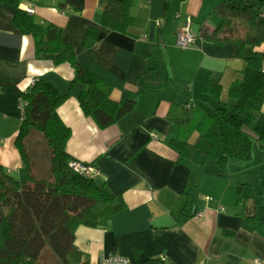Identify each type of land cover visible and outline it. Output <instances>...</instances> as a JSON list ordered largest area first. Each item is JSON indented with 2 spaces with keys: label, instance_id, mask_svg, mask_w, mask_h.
<instances>
[{
  "label": "crops",
  "instance_id": "0c3cea01",
  "mask_svg": "<svg viewBox=\"0 0 264 264\" xmlns=\"http://www.w3.org/2000/svg\"><path fill=\"white\" fill-rule=\"evenodd\" d=\"M222 1L238 2L133 0V24L124 33L101 26L107 0L19 1L18 8H33L38 24L60 27L78 61L111 87L112 100L122 101L136 90L135 78L144 68L161 74V87L140 94L131 112L102 129L79 106L81 86L69 89L72 67L35 56L32 37L12 23L14 8L0 2V166L24 180L14 140L22 117V92L36 77L61 94L69 91L56 109L71 132L66 152L95 166L96 179L123 199L124 208L111 216L107 227L75 229L74 244L89 264L110 252L127 257L131 264L148 257H161L165 264H264V228L259 224L264 216V147L254 138L248 159H230L220 169L211 160L198 166L181 161L170 144L177 132L169 120L171 108L179 116L194 107L210 112L219 101H229L228 88L234 81L251 90L261 80L237 56L236 44L217 45L199 36L201 28L210 32L218 23L212 9ZM240 1L259 5V0ZM263 9L262 5L259 10ZM188 19L196 40L181 47L175 44V33ZM90 27L97 28V35L84 44ZM254 51L261 53L263 70L264 42L246 46L243 53ZM205 78L221 85L219 100L200 91ZM260 117L264 119V101ZM195 138L192 132L188 141ZM238 181L249 183L255 197L237 203Z\"/></svg>",
  "mask_w": 264,
  "mask_h": 264
},
{
  "label": "trees",
  "instance_id": "16d2710c",
  "mask_svg": "<svg viewBox=\"0 0 264 264\" xmlns=\"http://www.w3.org/2000/svg\"><path fill=\"white\" fill-rule=\"evenodd\" d=\"M19 1L0 0L14 8L12 23L32 37L35 56L52 58L55 64L66 62L72 67L69 89L76 84L81 86L77 95L79 106L98 128L117 122L133 110L140 94L162 86L161 74L146 67L135 78L136 90L129 91L122 101L112 100L111 87L78 61L72 44L62 38L60 27L38 24L30 13L18 8ZM132 2L107 0L101 26L124 33L133 24ZM262 5L264 0H259L258 6L240 0L237 4L219 2L212 9L218 23L210 32L201 28L199 36L203 40L217 45L236 44L237 56L244 60L250 73L261 75V80L251 90L242 89L241 83L234 81L228 88L229 101H219L210 112L194 107L185 116H179L171 108L168 116L177 132L170 144L179 160L197 166L211 160L225 169L230 159L242 161L250 157L254 138L264 147V119L260 117L264 101L263 60L259 51L243 53L246 46L264 42V9L259 10ZM96 35L97 28H88L83 43ZM34 79L21 95L23 112L14 140L24 180L13 178L0 166V264H89L87 256L74 244L75 229L79 225L107 227L111 216L124 208V202L108 190L105 182L95 181L98 175L89 177L70 167L73 158L66 152L65 144L71 132L56 111L69 91L61 94L51 83ZM200 91L219 100L221 85L205 78ZM36 132L42 135L41 140ZM192 132L196 138L191 142L188 137ZM41 141L43 146L47 145L49 177L35 172V146ZM235 195L239 203L255 197L256 191L249 183L238 181ZM259 224L264 228V216ZM139 264L165 263L161 257H148Z\"/></svg>",
  "mask_w": 264,
  "mask_h": 264
},
{
  "label": "built area",
  "instance_id": "2783aa9c",
  "mask_svg": "<svg viewBox=\"0 0 264 264\" xmlns=\"http://www.w3.org/2000/svg\"><path fill=\"white\" fill-rule=\"evenodd\" d=\"M25 11L31 14L33 12V8L27 7V8H25ZM195 40H196V36L189 31V19H188L185 26L176 31V33H175V44L183 47V46H186L188 44L194 43ZM262 71L264 72V69ZM34 81H35V79H34V77H32L29 82L33 83ZM23 105H24V102L22 100H20L21 110H22ZM69 165L74 171H76L78 173H82L86 176L94 177V176L98 175V170L92 164H85V163H81L80 161H77L75 159H72L69 162ZM220 209L222 210L223 208L220 207ZM96 264H131V262L125 256L118 255L115 253H108L106 255H100Z\"/></svg>",
  "mask_w": 264,
  "mask_h": 264
},
{
  "label": "rangeland",
  "instance_id": "374dc122",
  "mask_svg": "<svg viewBox=\"0 0 264 264\" xmlns=\"http://www.w3.org/2000/svg\"><path fill=\"white\" fill-rule=\"evenodd\" d=\"M36 135L41 140L42 135L39 132H36ZM31 138V135L29 136L28 140ZM36 138V137H35ZM42 144V146L40 145ZM35 148L37 149L35 156V160L37 161V166L35 165V172L37 175L49 177V170H48V151H47V145L46 143L43 146V143H39ZM252 165L255 164V162H251ZM96 182H100L99 179H95Z\"/></svg>",
  "mask_w": 264,
  "mask_h": 264
},
{
  "label": "bare ground",
  "instance_id": "6f19581e",
  "mask_svg": "<svg viewBox=\"0 0 264 264\" xmlns=\"http://www.w3.org/2000/svg\"><path fill=\"white\" fill-rule=\"evenodd\" d=\"M189 17H190V16H189ZM30 84H31V83H30ZM32 85H33V83H32ZM187 104H188V103H187ZM187 104H186V105H187ZM68 166H69V165H68ZM97 170H98V169H97ZM79 174H80V173H79Z\"/></svg>",
  "mask_w": 264,
  "mask_h": 264
}]
</instances>
